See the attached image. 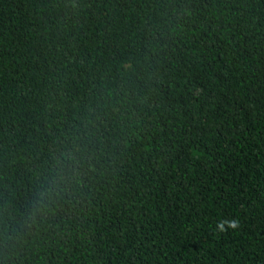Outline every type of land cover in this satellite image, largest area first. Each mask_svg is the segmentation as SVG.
<instances>
[{
  "label": "trees",
  "instance_id": "trees-1",
  "mask_svg": "<svg viewBox=\"0 0 264 264\" xmlns=\"http://www.w3.org/2000/svg\"><path fill=\"white\" fill-rule=\"evenodd\" d=\"M0 264H264V0H0Z\"/></svg>",
  "mask_w": 264,
  "mask_h": 264
},
{
  "label": "clouds",
  "instance_id": "clouds-1",
  "mask_svg": "<svg viewBox=\"0 0 264 264\" xmlns=\"http://www.w3.org/2000/svg\"><path fill=\"white\" fill-rule=\"evenodd\" d=\"M61 189L59 187V181H54L46 188L41 189L36 194L35 200L31 207L26 211L23 220L24 222L34 221L39 217H42L50 210V205L53 199L59 197ZM227 225V227H225ZM240 228V221L238 219L223 220L217 223L216 229L219 232H226L229 229L236 230Z\"/></svg>",
  "mask_w": 264,
  "mask_h": 264
}]
</instances>
